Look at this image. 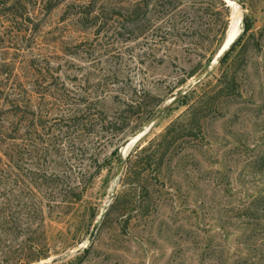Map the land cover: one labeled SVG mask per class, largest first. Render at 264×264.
Here are the masks:
<instances>
[{"label":"rangeland","instance_id":"374dc122","mask_svg":"<svg viewBox=\"0 0 264 264\" xmlns=\"http://www.w3.org/2000/svg\"><path fill=\"white\" fill-rule=\"evenodd\" d=\"M53 4L0 0V264H264V0Z\"/></svg>","mask_w":264,"mask_h":264},{"label":"water","instance_id":"95a60500","mask_svg":"<svg viewBox=\"0 0 264 264\" xmlns=\"http://www.w3.org/2000/svg\"><path fill=\"white\" fill-rule=\"evenodd\" d=\"M227 1V0H226ZM228 2V1H227ZM240 23H243L245 25V18H241V22ZM240 32H241V29L240 31L237 33V34H234L232 37L230 38H227V40L225 41V44L223 45L221 51L219 52L218 54V57L221 56L224 52H226L228 49L232 48L233 45L235 44L237 38L239 37L240 35ZM203 74V72H200L196 75V79H199L201 77V75ZM159 114V112H155L149 119L148 121V126H150L152 120ZM146 131H142L140 132L139 134H137L135 137L129 139L127 142H126V146L124 147V152H126L128 150V148L130 147V145H133L135 144L138 140L141 139V137L145 134ZM133 143V144H132ZM123 168H124V164H120L119 166V169H118V172H117V175H116V179L118 180L123 172ZM116 187L114 186L113 188V191L111 193V195H113V192L115 191ZM107 206L105 207V209L102 211V213L100 214V216L96 219L95 223H94V226H93V229L90 233V236H89V239H88V242H86V244L80 248H77L74 252H81L83 249L85 248H88L89 245H91L93 243V241L95 240L96 236H97V232L100 228V226L102 225L105 217H106V214H107ZM71 253L65 255V256H60V257H57L53 260V262H57V261H61L63 259H65L67 256H69Z\"/></svg>","mask_w":264,"mask_h":264},{"label":"trees","instance_id":"16d2710c","mask_svg":"<svg viewBox=\"0 0 264 264\" xmlns=\"http://www.w3.org/2000/svg\"><path fill=\"white\" fill-rule=\"evenodd\" d=\"M50 1H54V4H53L52 7H55L56 5H58V4L60 3L61 0H50ZM17 3H18V2H13V3H11V4L8 5V6H4V5H3L2 8L8 9V10H12L13 13L15 14V12H17L18 9H19ZM0 8H1V5H0ZM251 27H252V22H251V20H250L249 17H246V18H245L244 31H243V33L241 34V36L238 38V41H237L236 45L240 42V40L242 39V37H243L245 34H247V33L249 32V30L251 29ZM225 29H226V27H225ZM225 29H224V31H225ZM236 45H234V46L229 50V52H231V51L235 48ZM229 52H227V53L224 55V57L221 59L220 62H223V61L227 58ZM196 72H197V71H196ZM196 72L194 71V72L191 74V76L194 75ZM153 98H154V99H159V98H157L156 96H153ZM158 102H159V101L157 100L156 103L158 104ZM197 112H198V107H195L194 105L191 106L190 111H189V113H190V120L196 121V120L198 119V113H197ZM176 123H177L176 121H175L174 123H172L171 126L168 128L169 131L167 130V132H170L171 128H172ZM146 148H147L146 146H143V147L140 149L139 154H140L142 151L146 150ZM129 158H130V157L127 158V161H128ZM129 160H130V159H129ZM109 214H110V212L107 211V214H106V217H105V219H104V222L106 221V219H107V217L109 216ZM104 222H103V223H104Z\"/></svg>","mask_w":264,"mask_h":264},{"label":"bare ground","instance_id":"6f19581e","mask_svg":"<svg viewBox=\"0 0 264 264\" xmlns=\"http://www.w3.org/2000/svg\"><path fill=\"white\" fill-rule=\"evenodd\" d=\"M228 2L232 1V0H227ZM238 8V7H237ZM225 43V42H224ZM127 152V151H126ZM125 153V152H124Z\"/></svg>","mask_w":264,"mask_h":264}]
</instances>
